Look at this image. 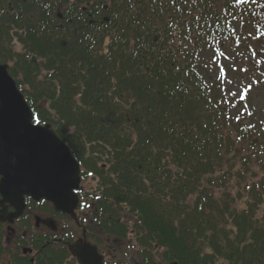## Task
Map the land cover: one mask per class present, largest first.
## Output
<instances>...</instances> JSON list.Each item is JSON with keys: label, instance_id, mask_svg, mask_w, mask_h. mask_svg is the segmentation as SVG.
I'll list each match as a JSON object with an SVG mask.
<instances>
[{"label": "trees", "instance_id": "obj_1", "mask_svg": "<svg viewBox=\"0 0 264 264\" xmlns=\"http://www.w3.org/2000/svg\"><path fill=\"white\" fill-rule=\"evenodd\" d=\"M79 2L93 16L73 20L77 36L64 45L53 32L18 37L16 53L0 41V62L40 124L69 146L82 175L97 176L112 218L135 219L145 264L154 246L165 263L264 264V132L229 117L201 55L230 34L229 14L261 28L259 3ZM112 223L123 236L125 224Z\"/></svg>", "mask_w": 264, "mask_h": 264}, {"label": "flooded vegetation", "instance_id": "obj_2", "mask_svg": "<svg viewBox=\"0 0 264 264\" xmlns=\"http://www.w3.org/2000/svg\"><path fill=\"white\" fill-rule=\"evenodd\" d=\"M62 5L63 0H0V34L6 33L2 27L8 26L7 20L14 23L18 20L16 27L24 33L38 34L39 28H43L42 18L44 23L48 22V10ZM31 11L39 16L29 14ZM0 201V264H79L77 256L88 244L95 248V256L90 254V264H129L128 260H114L117 259L114 247L119 255L127 254L128 250L124 238L112 234L111 212L102 214L92 204L87 211L81 207L72 217L55 212L45 200L25 197L22 213L12 217L15 207L1 196ZM124 231L122 227L121 232ZM75 243L78 254L72 250Z\"/></svg>", "mask_w": 264, "mask_h": 264}, {"label": "water", "instance_id": "obj_3", "mask_svg": "<svg viewBox=\"0 0 264 264\" xmlns=\"http://www.w3.org/2000/svg\"><path fill=\"white\" fill-rule=\"evenodd\" d=\"M29 115L32 116L31 111L6 66L0 65V193L3 201L15 207L12 217L22 213L23 195L45 198L54 204L55 210L73 214L77 203L73 190L79 183L78 164L49 125L32 124L42 131H30L26 126ZM69 183L74 185L70 194ZM50 224L53 225L52 220ZM76 246L77 243L72 245V250L78 254ZM94 250L89 244L85 245L83 253L77 256L79 263L90 264Z\"/></svg>", "mask_w": 264, "mask_h": 264}, {"label": "rangeland", "instance_id": "obj_4", "mask_svg": "<svg viewBox=\"0 0 264 264\" xmlns=\"http://www.w3.org/2000/svg\"><path fill=\"white\" fill-rule=\"evenodd\" d=\"M14 40L12 41V49L15 52H21L22 49L20 44L16 43ZM257 50L263 51L262 47L259 45L251 51L241 40L239 45L235 48L223 47L220 52L221 56L219 57L220 65L224 70L223 78H220V71L218 69L219 65L217 63H215V65L211 68L210 66H207V69L210 68L207 72L213 79H217L220 84L225 87V91L231 100H237V111H251V113L247 115V122L256 121L260 123L261 120H264V57L255 53ZM242 69H246L247 71H243ZM254 82L255 86L250 87V90L247 92L243 100H241L239 96L232 97L230 95V93H236L238 91L243 92L240 87H246L247 84H253ZM65 129L67 130L69 128ZM67 132L68 134H71L73 131L72 129H69ZM80 185L84 186V189H88L89 192H94V190L96 191V183L91 179H85L83 183H80ZM233 189L236 190V187H233ZM103 198L105 201L107 200L106 197ZM118 216L123 221L130 220V226L133 227V217L130 216L129 213L127 214L124 211L118 210ZM129 229L131 228H128V230ZM135 238L136 236L134 233L127 234V239H130V244L128 245V243H123L124 245L127 244L129 246V248L126 247L128 248V252L125 255H119L118 250L114 247L113 255L117 256V259L114 258V260H128V262L132 263L139 260L140 255H136V251L139 247L136 245V248H133L132 246L133 243L136 242ZM161 253L162 250L158 247H154V250L148 251V254H150V261L153 263L156 262L166 264L165 261L161 259Z\"/></svg>", "mask_w": 264, "mask_h": 264}, {"label": "snow or ice", "instance_id": "obj_5", "mask_svg": "<svg viewBox=\"0 0 264 264\" xmlns=\"http://www.w3.org/2000/svg\"><path fill=\"white\" fill-rule=\"evenodd\" d=\"M235 4L236 5H239L240 3H247L248 0H234ZM253 3H255V0H252ZM243 71H247L246 69H242ZM224 76V72H223V69L220 70V78L222 79ZM250 90V87L249 88H245L243 89V92H236V93H230V95L232 97H236V96H239V98L241 100H243L245 98V95L247 94V92ZM250 114V113H249ZM236 119L238 120L239 119V116H236ZM35 123L36 125H39L40 121L38 118H36L35 116H31L29 115L28 117V120L26 121V126L29 128L30 131L32 132H41L42 130L39 128V127H32V124ZM72 187H74L73 184L69 183V187H68V191H69V194L71 193V190H72Z\"/></svg>", "mask_w": 264, "mask_h": 264}]
</instances>
